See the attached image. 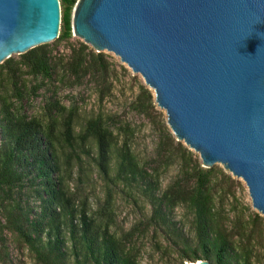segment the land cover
Masks as SVG:
<instances>
[{
    "label": "trees",
    "instance_id": "obj_1",
    "mask_svg": "<svg viewBox=\"0 0 264 264\" xmlns=\"http://www.w3.org/2000/svg\"><path fill=\"white\" fill-rule=\"evenodd\" d=\"M60 1L62 26L54 46L40 45L19 60L10 58L0 65V264H20L13 257L8 233L17 238L16 248L28 250L35 264H139V250L131 237L113 232L110 211L100 220L89 204L80 208L70 193L55 153L59 117L63 118L67 146L76 150L79 143L95 142L101 173L110 177L115 164L113 176L128 195L135 199L136 190L141 191L152 207L146 227L165 229L169 237H176L183 264L201 260L261 264L258 249L264 244V216L249 206L248 213L239 206L227 209L232 186L242 187V182L220 166L204 167L200 156L177 140L154 92L144 82L132 108L161 125L155 159L149 164L142 163L134 151L133 128L124 124L116 133L114 117H94L77 134L78 109L68 108L58 99L46 103L44 120L21 112L17 103L26 94L37 95L60 80L80 85L94 82L102 96L115 89L117 67L111 57L85 42L72 41L73 14L79 0ZM63 44L70 48L68 56L58 52ZM26 78L36 82L29 93ZM171 167H177V176L163 189L162 174ZM182 206L192 214L193 238L173 216Z\"/></svg>",
    "mask_w": 264,
    "mask_h": 264
},
{
    "label": "water",
    "instance_id": "obj_2",
    "mask_svg": "<svg viewBox=\"0 0 264 264\" xmlns=\"http://www.w3.org/2000/svg\"><path fill=\"white\" fill-rule=\"evenodd\" d=\"M61 26L60 0H0V64ZM73 32L141 75L177 140L264 216V0H79Z\"/></svg>",
    "mask_w": 264,
    "mask_h": 264
},
{
    "label": "rangeland",
    "instance_id": "obj_3",
    "mask_svg": "<svg viewBox=\"0 0 264 264\" xmlns=\"http://www.w3.org/2000/svg\"><path fill=\"white\" fill-rule=\"evenodd\" d=\"M72 41L74 43L78 41L85 42L83 38L75 35H73ZM50 44L54 46V42ZM90 47L96 49L91 44ZM58 52L63 56H68L71 51L66 44H63L58 47ZM105 53L111 57L117 67V79L112 93L102 96L99 93V88L91 81H85L80 85L73 84L72 81L64 83L60 80L43 87L37 95L26 94V98L17 104L19 109H22L21 112L29 118L36 117L43 120L45 119V105L50 100L58 99L68 108H77L78 114L75 118L77 134L94 117L103 116L106 119L114 117L112 125H114L116 133L119 132L120 126L124 124H128L133 128L134 135L131 142L134 151L142 163L149 164L151 160L155 159V148L160 138L161 125L159 126L158 123H153L147 117L139 115L132 108V103L140 94V83H145V80L141 75L135 74L114 53ZM12 58L19 60L20 55L15 54ZM123 68H126V70ZM26 80V90L29 93L32 84L34 85L36 82L33 83L30 78H26ZM10 92L9 88L8 93L5 95L9 96ZM165 118L167 122L166 113ZM63 128V118L59 117V142L55 148V153L59 156L61 164L60 174L65 179L70 193L75 197L77 205L81 208L83 203L89 204L92 214L100 220L105 218L106 213L110 211L113 232H116L122 238L131 237L132 245L139 250V264H183L178 250L180 245H177L178 239L169 237L165 229H156L155 226L146 227L148 219L152 215V207L149 201L142 196L141 191L136 190L135 199L130 197L128 190L122 184H118L113 176L116 169L115 164L110 177H106L101 173L96 161L98 151L95 142L86 145L79 143V145H76V150H74L65 144L62 135ZM120 138L118 147L122 145L123 137ZM1 139L0 134V142ZM193 152L200 156L195 151ZM217 166L225 170L222 165ZM225 171L227 172V170ZM177 173V167H171L169 170L164 171L161 177L163 189L176 178ZM233 179L241 181L243 185L242 187H237L235 184L232 186L231 196L225 202L227 209L232 206H239L242 211L248 213L245 209L249 206L256 211L253 208L249 189L245 182L235 177ZM35 204L39 205L40 203L37 201ZM173 216L176 221L182 222L181 225L185 234L189 238H193L194 235L191 230L192 214L189 210L183 206L179 207L173 212ZM7 237L12 245V254L15 261L20 264H35L27 249L21 252L16 248L17 238L10 233L7 234ZM258 254L261 258V264H264V244L258 249Z\"/></svg>",
    "mask_w": 264,
    "mask_h": 264
},
{
    "label": "bare ground",
    "instance_id": "obj_4",
    "mask_svg": "<svg viewBox=\"0 0 264 264\" xmlns=\"http://www.w3.org/2000/svg\"><path fill=\"white\" fill-rule=\"evenodd\" d=\"M189 263V262H188ZM189 264H201V262H199V263H189Z\"/></svg>",
    "mask_w": 264,
    "mask_h": 264
}]
</instances>
